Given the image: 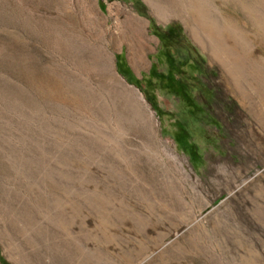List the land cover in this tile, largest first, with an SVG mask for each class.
<instances>
[{"label": "rangeland", "instance_id": "rangeland-1", "mask_svg": "<svg viewBox=\"0 0 264 264\" xmlns=\"http://www.w3.org/2000/svg\"><path fill=\"white\" fill-rule=\"evenodd\" d=\"M0 264H264V0H0Z\"/></svg>", "mask_w": 264, "mask_h": 264}, {"label": "bare ground", "instance_id": "bare-ground-1", "mask_svg": "<svg viewBox=\"0 0 264 264\" xmlns=\"http://www.w3.org/2000/svg\"><path fill=\"white\" fill-rule=\"evenodd\" d=\"M210 23V22H209ZM195 32V31H194ZM200 35V34H199ZM142 103V102H141ZM144 105V107L147 109V105L145 103H142ZM149 109V108H148ZM107 174V173H106Z\"/></svg>", "mask_w": 264, "mask_h": 264}]
</instances>
